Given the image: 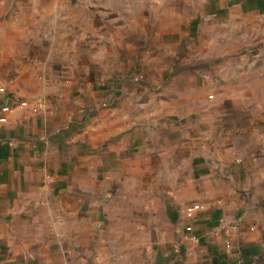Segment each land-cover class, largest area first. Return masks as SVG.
<instances>
[{
  "label": "crops",
  "instance_id": "obj_1",
  "mask_svg": "<svg viewBox=\"0 0 264 264\" xmlns=\"http://www.w3.org/2000/svg\"><path fill=\"white\" fill-rule=\"evenodd\" d=\"M1 88L0 264H264V0H0Z\"/></svg>",
  "mask_w": 264,
  "mask_h": 264
},
{
  "label": "rangeland",
  "instance_id": "obj_2",
  "mask_svg": "<svg viewBox=\"0 0 264 264\" xmlns=\"http://www.w3.org/2000/svg\"><path fill=\"white\" fill-rule=\"evenodd\" d=\"M7 13H10V12H7ZM240 29V30H239ZM238 29V32H236V36L237 35H240V34H242L243 35V33H241V31H243L244 30V28L242 27V28H239ZM245 36V35H244ZM246 37V36H245ZM124 38H126V37H124ZM132 47H133V50L135 51V52H138V54L139 53H142L143 51H145V49H146V44H144V43H142V42H139V41H137V42H134V44L132 45ZM126 49H127V47L123 44L122 45V47L120 48V50L124 53L125 51H126ZM98 49H95L94 51L96 52ZM235 55H234V57H235V59L233 60L235 63H234V66L236 67V68H246V43L245 44H243L242 42H238L237 44H235ZM133 61V63H131ZM224 61H226V60H222V59H219L218 61L217 60H215V59H203L202 60V65L205 67V68H209L210 67V64L211 65H213V64H215L216 62H218V63H222V62H224ZM128 64V66L130 67V68H133V65H135L136 66V60L134 61V60H129V63H127ZM240 73L242 72V71H239ZM139 73V72H138ZM231 76H233V75H235L236 76V74H234V73H231L230 74ZM121 76V75H120ZM120 76H117V77H120ZM138 76H140V75H138ZM129 76H125L124 78L125 79H127ZM111 88H114V87H109L108 89H111ZM112 93V98L114 97V95H115V93H114V90L113 89H111V91L110 92H108L107 94H106V96L108 95V94H111ZM105 97V96H104ZM213 97V93L212 92H208V94H207V98L208 99H211ZM26 99V98H25ZM38 99H40V98H35V99H32V102H34L35 100H38ZM27 100V99H26Z\"/></svg>",
  "mask_w": 264,
  "mask_h": 264
},
{
  "label": "built area",
  "instance_id": "obj_3",
  "mask_svg": "<svg viewBox=\"0 0 264 264\" xmlns=\"http://www.w3.org/2000/svg\"><path fill=\"white\" fill-rule=\"evenodd\" d=\"M0 90L2 91L3 88H1ZM42 103L43 102L40 99L35 100L34 102H31L26 99H12L9 102L2 103L0 105V110L1 112H8L12 109L24 108L30 105L32 109L36 111L42 106ZM4 121H5L4 116H0V123ZM204 207L205 206L202 203H192V204L185 206L184 213L186 216L192 217L196 212L202 210ZM185 230H186V233L189 234V237L192 240H196V235L192 233V227L190 225L186 226ZM230 246H231L230 243L227 242L226 248H230Z\"/></svg>",
  "mask_w": 264,
  "mask_h": 264
}]
</instances>
